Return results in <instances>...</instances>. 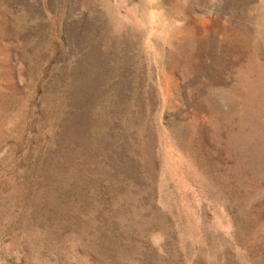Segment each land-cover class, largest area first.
<instances>
[{
  "label": "rangeland",
  "instance_id": "obj_1",
  "mask_svg": "<svg viewBox=\"0 0 264 264\" xmlns=\"http://www.w3.org/2000/svg\"><path fill=\"white\" fill-rule=\"evenodd\" d=\"M0 264H264V0H0Z\"/></svg>",
  "mask_w": 264,
  "mask_h": 264
}]
</instances>
